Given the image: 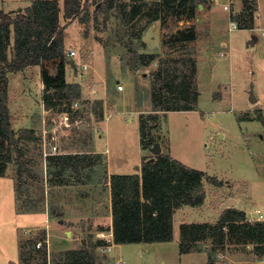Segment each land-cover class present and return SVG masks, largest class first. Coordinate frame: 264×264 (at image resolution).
Masks as SVG:
<instances>
[{
	"label": "rangeland",
	"instance_id": "obj_1",
	"mask_svg": "<svg viewBox=\"0 0 264 264\" xmlns=\"http://www.w3.org/2000/svg\"><path fill=\"white\" fill-rule=\"evenodd\" d=\"M124 1L121 12L116 5L86 23L72 22L65 30V47L74 51L70 59L75 63V69L66 64L65 80L79 84L80 99L54 98L60 104L46 108L39 65L8 74L11 127L16 137L19 131L32 130L33 138L23 160L19 163L14 151L0 176V264H24L19 239L36 240L43 232L48 241L44 244L47 264L68 249L89 248L111 237L100 230L109 223V177L138 173L142 162L153 157L150 142L221 184L205 181L201 204H183L174 210L170 241L111 242L105 254L98 245L100 262L257 264L252 248V256L247 255V245L252 244L240 242H227L224 251L212 257L196 251L181 253L179 225L216 221L230 198L237 199L251 221L258 215L256 210L262 214L260 221L264 220V0H249L252 4L241 23L237 18L244 10L242 0H203L195 16L178 21L167 18L164 24L152 19L154 15H145L159 0ZM63 3L59 0L61 22ZM103 3L99 0L95 6L104 7ZM143 3L131 16L130 9ZM29 4L30 0H0V9L14 13ZM224 5L229 9H223ZM95 6H90L91 14ZM250 12L252 27L228 30L231 16L244 26L250 22ZM191 26L197 34L190 44L196 61L197 109L153 111L150 74L159 57L171 54L165 44L169 35ZM134 53L158 56L147 66L136 67ZM45 66L57 72L56 63ZM78 109L82 113L71 122L68 112ZM55 154L77 156V169L70 164L60 173V166L49 164V155ZM20 164H24L21 179ZM41 193L44 198L39 200ZM71 219L68 226L66 221ZM41 239L35 242L36 248L37 242L42 246Z\"/></svg>",
	"mask_w": 264,
	"mask_h": 264
},
{
	"label": "trees",
	"instance_id": "obj_2",
	"mask_svg": "<svg viewBox=\"0 0 264 264\" xmlns=\"http://www.w3.org/2000/svg\"><path fill=\"white\" fill-rule=\"evenodd\" d=\"M99 0H64L62 19L59 0H30L23 10L14 13L0 9V176L6 165L24 158L27 144L33 138L32 130L19 131V136L11 127L8 109V74L22 70L30 65L40 66L43 87L42 101L46 108H56L58 100L75 101L81 97L78 83L69 84L65 80V66L69 59L65 47L66 28L72 22L86 23L97 18L99 12H108L113 6L125 10L124 0H104V7L95 6ZM123 2V4L120 3ZM203 0H159L154 8L145 15H154L152 19L167 18L178 21L197 14L198 4ZM209 2V0H206ZM116 3V4H115ZM252 2H243V11L237 20L244 21V15ZM95 6L90 13V6ZM134 5L130 14H137L143 6ZM152 11V12H150ZM232 17V16H231ZM234 18V17H233ZM235 19V18H234ZM236 20V19H235ZM236 20V21H237ZM249 23H238L239 28L252 27ZM86 31V30H85ZM194 27L178 28L165 44L171 51L166 57H159L156 68L150 74V100L153 111L193 110L197 109L198 91L195 82L196 61L194 50L190 47L196 39ZM133 51L132 49H130ZM136 67L147 66L158 55L155 53H134ZM56 63L57 72L51 73L46 64ZM69 111V110H68ZM69 113L71 122L76 121L82 109ZM261 118V115H259ZM143 135L142 124H139ZM22 144H18V142ZM154 143L150 142L148 145ZM152 145V146H153ZM151 162L144 161L140 171L129 174H112L109 177L110 207L112 218V238L114 243H155L170 241L173 236V213L183 204L197 206L201 204L203 184L208 181L214 185L221 182L203 170L189 168L172 157L161 152L153 155ZM49 164L60 166V173L73 164L77 169L78 157L72 154L49 155ZM89 163V160L86 162ZM23 165L20 164L18 177L22 178ZM85 166V165H83ZM58 172V173H59ZM30 177H33L31 174ZM44 196L41 193L39 200ZM58 210V209H56ZM54 211V210H53ZM59 211V210H58ZM72 226V223H67ZM103 227L100 230H106ZM44 235L40 249L35 247L36 240L19 239V257L24 264H47ZM209 240V245L205 243ZM252 244L256 260H264V221H250L245 211L234 206H225L214 222H183L179 225V250L206 252L209 257L224 251L227 242ZM105 243L97 240L92 247L85 245L68 249L53 258L52 264H102L97 258L95 247ZM24 248V249H23Z\"/></svg>",
	"mask_w": 264,
	"mask_h": 264
},
{
	"label": "built area",
	"instance_id": "obj_3",
	"mask_svg": "<svg viewBox=\"0 0 264 264\" xmlns=\"http://www.w3.org/2000/svg\"><path fill=\"white\" fill-rule=\"evenodd\" d=\"M223 9L228 10L229 9V5H224ZM238 28H239L238 22L233 17H230L229 22H228V30L232 31V30H236ZM263 35H264V32H263ZM222 45L225 47V43H222ZM67 54H68V57L71 58L74 55V51L73 50H69L67 52ZM84 68H86V65H83V69ZM259 217L261 218V214H259L258 218ZM249 220L251 221L252 219L249 218ZM104 240H105V243L102 244L101 246H99V250L103 254L108 253V251L110 250V247L112 246L110 244L112 242V238L107 237ZM44 243H48V241L46 239H44ZM40 245H41L40 242L36 243L37 248L40 247ZM113 264H124V261H122L120 259H116Z\"/></svg>",
	"mask_w": 264,
	"mask_h": 264
},
{
	"label": "crops",
	"instance_id": "obj_4",
	"mask_svg": "<svg viewBox=\"0 0 264 264\" xmlns=\"http://www.w3.org/2000/svg\"><path fill=\"white\" fill-rule=\"evenodd\" d=\"M211 0H209V2H210ZM222 43H224V42H222ZM74 62V61H73ZM75 64V63H74ZM120 84V83H119ZM121 174V173H120ZM233 199V198H232ZM227 201V199L225 200V202ZM234 201H235V205H234V207L235 208H237V209H241V208H239V204H238V202H237V199L236 198H234ZM110 205V204H109ZM109 205H108V208H109V212H110V216H109V219H108V224H107V229L105 230L108 234L109 233H111V237L110 238H112V226H111V223H112V218H111V207H109ZM224 208V207H223ZM181 208H179V209H177V210H180ZM222 210V209H221ZM242 210V209H241ZM243 211H245V210H243ZM247 211H245V213H246ZM248 213H250V214H252L251 212H248ZM256 213L258 214V215H255L254 216V218L256 219V220H262V214L259 212V210H256ZM259 214H261V218L259 217L258 218V216H259ZM252 217H253V215H252ZM251 217V218H252ZM74 221V219H71L70 221H66L67 223H72ZM264 221V220H263ZM175 223V222H174ZM102 232H104V230L102 231ZM112 242H113V238H112ZM113 244H114V242H113ZM112 244V245H113ZM116 244V243H115ZM251 248L252 247H250V246H248L247 245V249H248V251L250 252L251 251ZM201 253H206V252H201ZM207 254V253H206ZM247 255H249L250 257L252 256V253L250 252V253H248ZM255 256V254H253V257ZM255 258H256V256H255ZM251 262H253V261H251ZM254 262H256L257 264H264V260H254ZM253 262V263H254ZM209 264H212V263H209Z\"/></svg>",
	"mask_w": 264,
	"mask_h": 264
},
{
	"label": "water",
	"instance_id": "obj_5",
	"mask_svg": "<svg viewBox=\"0 0 264 264\" xmlns=\"http://www.w3.org/2000/svg\"><path fill=\"white\" fill-rule=\"evenodd\" d=\"M242 1L245 2L246 0H242ZM198 6L201 7L202 4L199 3ZM67 64L71 65V66L75 69V64H74V62H73V59H70V58H69V59L67 60ZM250 93H251V92H250ZM251 94H252V93H251ZM251 98L254 100V98L252 97V95H251ZM151 152H152L153 155H157V154L161 153V146H160L159 144H154V145L152 146V148H151ZM153 160H154V157H150V159H148V162H151V161H153ZM137 167H138V166H137ZM234 202H235L234 199L230 198V199H227L225 205H226V206H232V205H233L232 203H234ZM66 234L69 235V234H70V231H66Z\"/></svg>",
	"mask_w": 264,
	"mask_h": 264
}]
</instances>
